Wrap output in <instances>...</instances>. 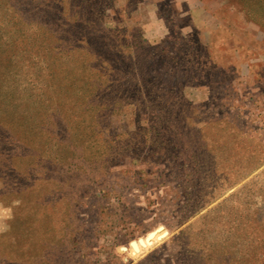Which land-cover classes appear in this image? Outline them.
I'll list each match as a JSON object with an SVG mask.
<instances>
[{
	"label": "rangeland",
	"instance_id": "1",
	"mask_svg": "<svg viewBox=\"0 0 264 264\" xmlns=\"http://www.w3.org/2000/svg\"><path fill=\"white\" fill-rule=\"evenodd\" d=\"M0 264H264V0H0Z\"/></svg>",
	"mask_w": 264,
	"mask_h": 264
},
{
	"label": "bare ground",
	"instance_id": "2",
	"mask_svg": "<svg viewBox=\"0 0 264 264\" xmlns=\"http://www.w3.org/2000/svg\"><path fill=\"white\" fill-rule=\"evenodd\" d=\"M160 230L152 232L147 235V237L133 242V253H138L140 252L141 248L149 246L155 239H157L161 234L159 233ZM160 238V237H159Z\"/></svg>",
	"mask_w": 264,
	"mask_h": 264
}]
</instances>
